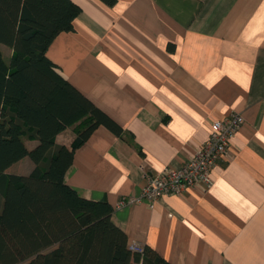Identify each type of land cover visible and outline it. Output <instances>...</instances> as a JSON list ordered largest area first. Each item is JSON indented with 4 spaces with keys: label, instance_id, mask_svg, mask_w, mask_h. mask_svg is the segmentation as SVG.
<instances>
[{
    "label": "crops",
    "instance_id": "obj_1",
    "mask_svg": "<svg viewBox=\"0 0 264 264\" xmlns=\"http://www.w3.org/2000/svg\"><path fill=\"white\" fill-rule=\"evenodd\" d=\"M72 1L80 7L73 29L58 33L46 56L122 133L95 127L74 150L65 183L108 201L127 244L171 264H264V0ZM0 50L10 58L11 48ZM231 113L242 124L208 188L163 195L153 207L127 201L140 195L145 172L183 164L211 121ZM79 122L54 143L69 147ZM33 167L25 156L5 171Z\"/></svg>",
    "mask_w": 264,
    "mask_h": 264
},
{
    "label": "trees",
    "instance_id": "obj_2",
    "mask_svg": "<svg viewBox=\"0 0 264 264\" xmlns=\"http://www.w3.org/2000/svg\"><path fill=\"white\" fill-rule=\"evenodd\" d=\"M79 12L72 0H0V43L12 49L9 61L0 50V264H171L148 246L131 251L110 203L81 197L64 181L74 150L95 127L122 133L46 56ZM78 120L69 147L54 143ZM23 138L37 143L28 149ZM25 156L34 163L29 173L5 171Z\"/></svg>",
    "mask_w": 264,
    "mask_h": 264
},
{
    "label": "built area",
    "instance_id": "obj_3",
    "mask_svg": "<svg viewBox=\"0 0 264 264\" xmlns=\"http://www.w3.org/2000/svg\"><path fill=\"white\" fill-rule=\"evenodd\" d=\"M242 124L239 113H231L223 120H212L209 127L208 138L199 149L183 164L177 167L165 166L157 173H144L145 184L140 195L127 201H145L149 207L163 195H181L188 189L197 186L208 188L212 179L210 171L217 159L228 154L231 138L236 134ZM124 203V199L120 204ZM131 251L142 252L143 246L132 243Z\"/></svg>",
    "mask_w": 264,
    "mask_h": 264
},
{
    "label": "rangeland",
    "instance_id": "obj_4",
    "mask_svg": "<svg viewBox=\"0 0 264 264\" xmlns=\"http://www.w3.org/2000/svg\"><path fill=\"white\" fill-rule=\"evenodd\" d=\"M0 47L2 48V50L4 51V52H6V50L8 49V46H6V45H4V44H2V43H0ZM7 55H9V50H7ZM6 59V61H9V58L8 57H6L5 58Z\"/></svg>",
    "mask_w": 264,
    "mask_h": 264
}]
</instances>
